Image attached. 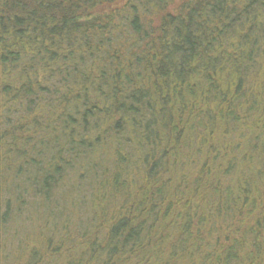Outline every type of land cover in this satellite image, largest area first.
<instances>
[{"label": "trees", "instance_id": "16d2710c", "mask_svg": "<svg viewBox=\"0 0 264 264\" xmlns=\"http://www.w3.org/2000/svg\"><path fill=\"white\" fill-rule=\"evenodd\" d=\"M32 215L0 264H264V0H0V233Z\"/></svg>", "mask_w": 264, "mask_h": 264}, {"label": "rangeland", "instance_id": "374dc122", "mask_svg": "<svg viewBox=\"0 0 264 264\" xmlns=\"http://www.w3.org/2000/svg\"><path fill=\"white\" fill-rule=\"evenodd\" d=\"M121 147V146H120ZM105 151L101 148V147H98L97 149H96V151H94V152H91V157H92V159H97V160H99L100 162H102L103 163V159L102 158H97V156L96 155H99V154H103ZM64 195H63V197H64V201L63 202H61L60 204H61V206H62V210H64V212L65 213H70V208L72 207V205L73 206H75L77 203H78V201H79V194L78 193H69V192H67V191H65L64 193H63ZM66 200L68 201V204H66L65 202H66ZM70 203H71V206H70ZM78 206V205H77ZM77 206L76 207H74V210L77 208ZM27 216H24V217H22V218H15L14 219V221H15V224L14 223H11V224H9V226L7 225L6 227H8V229L5 231V233L4 232H2V233H0V243H2L3 245H4V240H5V238L6 237H14V236H16L19 232H21L20 231V229H21V226L23 225V224H25V226L28 224V225H32V227L34 226V224H35V218H32V217H35V216H31V218L29 219V220H27L25 223H24V218H26ZM62 222H63V219L62 218H60V217H57V216H55V218H54V220H53V224L54 225H58V226H61L62 225ZM10 226H12L13 227V229H12V227H11V229L9 228ZM16 227H18L19 228V230L16 228ZM32 227H29V226H27V230L28 229H31ZM34 228V227H33ZM17 229V230H16ZM22 230V229H21ZM53 230V228L52 227H50L49 228V232H51ZM13 234V235H12ZM22 237V235L19 237V240H20V238ZM16 238V237H15ZM11 242V241H10ZM10 242H9V245L10 246H12L11 244H10ZM1 244V245H2ZM11 254V251H10V253H6V255H10Z\"/></svg>", "mask_w": 264, "mask_h": 264}]
</instances>
